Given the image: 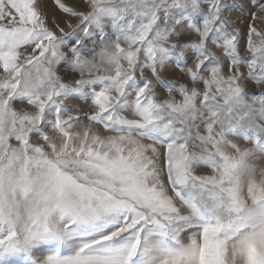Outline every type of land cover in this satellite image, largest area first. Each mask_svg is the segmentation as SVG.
I'll list each match as a JSON object with an SVG mask.
<instances>
[{"label":"snow or ice","instance_id":"6c2138e0","mask_svg":"<svg viewBox=\"0 0 264 264\" xmlns=\"http://www.w3.org/2000/svg\"><path fill=\"white\" fill-rule=\"evenodd\" d=\"M0 264H264V0H0Z\"/></svg>","mask_w":264,"mask_h":264}]
</instances>
